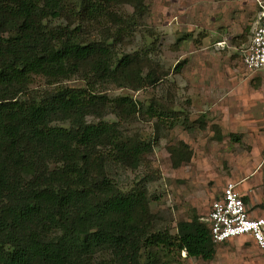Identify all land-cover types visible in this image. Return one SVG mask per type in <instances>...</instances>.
Segmentation results:
<instances>
[{"label":"trees","instance_id":"1","mask_svg":"<svg viewBox=\"0 0 264 264\" xmlns=\"http://www.w3.org/2000/svg\"><path fill=\"white\" fill-rule=\"evenodd\" d=\"M143 9L144 0H0V264L214 257L205 220H180L172 234L157 225L143 179L124 191L107 171L108 161L137 168L158 140L124 134L120 123L143 113L132 97L95 90L166 76L147 55L117 51ZM73 77L85 86L64 85ZM109 112L118 120L103 119ZM167 150L174 167L190 159L183 142Z\"/></svg>","mask_w":264,"mask_h":264},{"label":"rangeland","instance_id":"2","mask_svg":"<svg viewBox=\"0 0 264 264\" xmlns=\"http://www.w3.org/2000/svg\"><path fill=\"white\" fill-rule=\"evenodd\" d=\"M263 9L264 0H144L142 16L116 48L119 54L147 55L166 76L137 90L111 82L95 87L109 97L130 96L142 109L120 123L125 135L146 140L158 135L137 168L108 161L107 171L124 191L143 179L157 225L172 234L180 220L194 215L204 220L229 181L264 214V71L246 69L242 58ZM36 85L42 81L30 87ZM64 85L81 87L85 81L73 77ZM103 119L118 120L112 112ZM180 142L190 159L174 167L167 147ZM178 264H264V257L242 235L216 243L211 260L182 251Z\"/></svg>","mask_w":264,"mask_h":264},{"label":"built area","instance_id":"3","mask_svg":"<svg viewBox=\"0 0 264 264\" xmlns=\"http://www.w3.org/2000/svg\"><path fill=\"white\" fill-rule=\"evenodd\" d=\"M243 64L250 71H264V9L260 12L250 39L242 50ZM238 183L227 182L220 195L212 199L206 218L214 243H223L229 238L247 236L264 257V214L245 202L237 188Z\"/></svg>","mask_w":264,"mask_h":264}]
</instances>
